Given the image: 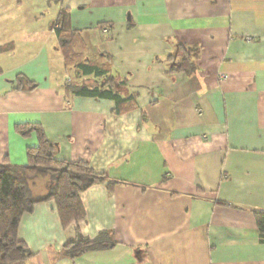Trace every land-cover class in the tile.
Returning a JSON list of instances; mask_svg holds the SVG:
<instances>
[{"label": "crops", "instance_id": "0c3cea01", "mask_svg": "<svg viewBox=\"0 0 264 264\" xmlns=\"http://www.w3.org/2000/svg\"><path fill=\"white\" fill-rule=\"evenodd\" d=\"M52 5L41 23L34 17L44 37L37 55L0 65V164L28 165L38 138L16 126L37 123L57 159L85 162L117 185L83 192L86 219L67 228L54 202L25 214L18 237L33 256L24 264H264L255 219L264 211V0H62L84 52L104 56L125 83L118 91L134 96L120 114L114 101L66 95L50 29L61 6ZM179 45L201 52L191 75L167 73ZM19 75L35 90L20 91ZM78 230L112 232L116 246L68 258L63 247Z\"/></svg>", "mask_w": 264, "mask_h": 264}, {"label": "trees", "instance_id": "16d2710c", "mask_svg": "<svg viewBox=\"0 0 264 264\" xmlns=\"http://www.w3.org/2000/svg\"><path fill=\"white\" fill-rule=\"evenodd\" d=\"M62 0H48V4H59ZM69 10L61 9L51 23L59 47L62 51L67 82L64 85L66 95L114 101L115 112L133 101L134 96L123 97L118 91L119 85L111 76L112 64L105 62L104 56L88 55L84 52V42L81 31L71 29ZM111 26L101 23L96 29H108ZM14 44L0 47V53L11 52ZM179 60L174 64V55H170L166 62L170 63L167 73H185L191 75L196 71V63L201 56L199 49H189L178 46ZM110 62V58H109ZM72 73V76L70 74ZM93 80L92 85L84 81ZM37 84L31 82L24 75L17 77V88L20 91L35 90ZM16 131L23 137L33 133L37 135L38 145L28 148L27 166H14L8 159L0 164V264H24L33 254L18 237L21 220L25 214L33 212L35 206L41 203L54 202L60 220L65 228L73 223L86 219V210L81 201V194L95 185L104 184L112 191L117 182L111 181L107 174H97L87 163L59 160L57 146L46 136L43 127L37 123L20 124ZM49 185L45 194L34 197L30 180L48 178ZM259 235L264 243V211L255 212ZM116 246L112 232H102L95 239H90L78 230L74 239L63 247L64 256L75 259L85 253L110 250Z\"/></svg>", "mask_w": 264, "mask_h": 264}, {"label": "rangeland", "instance_id": "374dc122", "mask_svg": "<svg viewBox=\"0 0 264 264\" xmlns=\"http://www.w3.org/2000/svg\"><path fill=\"white\" fill-rule=\"evenodd\" d=\"M0 1H2L0 7V46L4 44L7 46L9 45V42L14 41L18 45L19 51L15 56L7 53L5 56L0 57V65L5 69H10L15 67V61L23 63L25 60L37 55L39 52L40 44L43 42L42 40L44 37L42 39L40 24L36 23L34 17L39 15V21L41 23L44 17H41L40 14L47 11L51 5L48 7L45 0ZM52 6L55 7L56 5ZM57 11L58 7L52 9V17ZM102 34L107 35L104 34L103 31ZM39 41H41V43H39ZM17 67L23 68L22 66ZM27 68L30 69L31 67L28 65ZM62 72V75L66 76L65 70ZM70 76H72V73ZM67 81L68 80H66V82ZM84 82L87 85H92L94 83L93 80H86ZM41 181H44V179L35 178L30 180V186L34 197L43 195L47 190L40 185Z\"/></svg>", "mask_w": 264, "mask_h": 264}, {"label": "built area", "instance_id": "2783aa9c", "mask_svg": "<svg viewBox=\"0 0 264 264\" xmlns=\"http://www.w3.org/2000/svg\"><path fill=\"white\" fill-rule=\"evenodd\" d=\"M103 33H104V34H108V29H104V30H103Z\"/></svg>", "mask_w": 264, "mask_h": 264}]
</instances>
